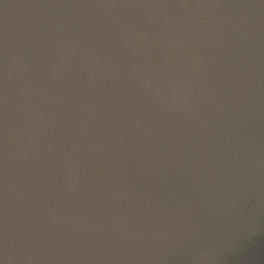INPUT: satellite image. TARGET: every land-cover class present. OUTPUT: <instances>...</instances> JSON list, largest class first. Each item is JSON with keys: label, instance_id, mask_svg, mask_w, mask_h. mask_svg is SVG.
I'll use <instances>...</instances> for the list:
<instances>
[{"label": "water", "instance_id": "95a60500", "mask_svg": "<svg viewBox=\"0 0 264 264\" xmlns=\"http://www.w3.org/2000/svg\"><path fill=\"white\" fill-rule=\"evenodd\" d=\"M0 264H264V0H0Z\"/></svg>", "mask_w": 264, "mask_h": 264}]
</instances>
